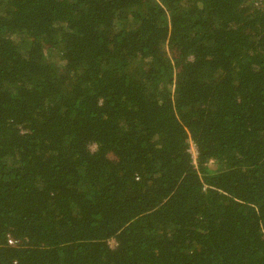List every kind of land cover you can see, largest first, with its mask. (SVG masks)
<instances>
[{
  "label": "trees",
  "instance_id": "16d2710c",
  "mask_svg": "<svg viewBox=\"0 0 264 264\" xmlns=\"http://www.w3.org/2000/svg\"><path fill=\"white\" fill-rule=\"evenodd\" d=\"M0 264H264V0H0Z\"/></svg>",
  "mask_w": 264,
  "mask_h": 264
},
{
  "label": "rangeland",
  "instance_id": "374dc122",
  "mask_svg": "<svg viewBox=\"0 0 264 264\" xmlns=\"http://www.w3.org/2000/svg\"><path fill=\"white\" fill-rule=\"evenodd\" d=\"M190 150H191L192 153H195L194 152L195 151L194 146H191V149ZM209 165H210V167L213 168V165L212 164H209ZM109 245L113 246L114 245V241L113 240L109 241Z\"/></svg>",
  "mask_w": 264,
  "mask_h": 264
},
{
  "label": "built area",
  "instance_id": "2783aa9c",
  "mask_svg": "<svg viewBox=\"0 0 264 264\" xmlns=\"http://www.w3.org/2000/svg\"><path fill=\"white\" fill-rule=\"evenodd\" d=\"M191 146H194L193 144H190V149H191ZM195 149V148H194ZM191 152V150H190ZM195 153H192L191 152V155H192V159L195 160V156H196V151H194ZM11 242V241H10Z\"/></svg>",
  "mask_w": 264,
  "mask_h": 264
}]
</instances>
